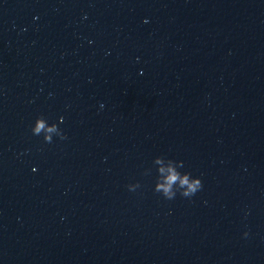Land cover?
<instances>
[{
	"label": "water",
	"instance_id": "water-1",
	"mask_svg": "<svg viewBox=\"0 0 264 264\" xmlns=\"http://www.w3.org/2000/svg\"><path fill=\"white\" fill-rule=\"evenodd\" d=\"M0 264H264V0H0Z\"/></svg>",
	"mask_w": 264,
	"mask_h": 264
},
{
	"label": "clouds",
	"instance_id": "clouds-1",
	"mask_svg": "<svg viewBox=\"0 0 264 264\" xmlns=\"http://www.w3.org/2000/svg\"><path fill=\"white\" fill-rule=\"evenodd\" d=\"M101 107H103V105H101ZM63 120L64 117L60 116L58 121L53 120L52 122H49L45 116L38 115L31 125V132L34 135L42 134L43 140L49 143L52 142L54 136L59 137L60 139H65L66 135L60 127ZM157 162L162 164L159 171L160 173H164V175L158 180L155 187L157 191H162L166 198L172 199L175 197L176 190L173 188L174 185L180 189L181 195L185 197H191L202 188V180L200 176L192 175L187 171L180 172L176 163L171 160L168 161L166 166L163 165L159 157H157ZM180 164L182 165V161ZM33 171H36L35 167H33ZM127 187L130 191H134L139 187V182L130 183ZM243 235L247 236L248 232H244Z\"/></svg>",
	"mask_w": 264,
	"mask_h": 264
}]
</instances>
